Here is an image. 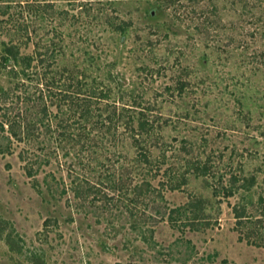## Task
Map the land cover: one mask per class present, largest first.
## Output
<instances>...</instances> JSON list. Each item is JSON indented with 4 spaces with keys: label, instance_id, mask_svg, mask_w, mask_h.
<instances>
[{
    "label": "rangeland",
    "instance_id": "obj_1",
    "mask_svg": "<svg viewBox=\"0 0 264 264\" xmlns=\"http://www.w3.org/2000/svg\"><path fill=\"white\" fill-rule=\"evenodd\" d=\"M0 122V264H264V0H0Z\"/></svg>",
    "mask_w": 264,
    "mask_h": 264
},
{
    "label": "trees",
    "instance_id": "obj_2",
    "mask_svg": "<svg viewBox=\"0 0 264 264\" xmlns=\"http://www.w3.org/2000/svg\"><path fill=\"white\" fill-rule=\"evenodd\" d=\"M164 1L171 2L172 0ZM69 73L72 79L75 80L74 93L76 95L75 99L78 101V110L80 111L79 115H81V119H89L92 116L91 111L93 107L95 105L98 107L99 105L97 103L104 102V110L106 113L104 114V118L100 120V124L104 125V132H109L112 127L113 129L117 127V125L122 121L124 111H128V108H126L124 105L118 106L113 99L111 100L110 88L104 86V89H102L96 82H87L83 77L84 73L82 71L76 70L75 75L73 70ZM40 84L44 87H48L50 85L47 84V82H44L41 78ZM3 94H5V91L2 93V95ZM122 123L124 128H128V130L132 132V145L136 148L143 149L139 141L143 136H147L151 133L153 125L146 117L143 116L142 110H139L137 114H129L126 118H124ZM5 125H7V130L11 136L17 138L19 137L14 126L15 122H0V132L5 130ZM19 125H17V127L20 128ZM139 153V155L142 156L145 161H148L146 150H141ZM245 181L247 185H251L253 183V177L250 176L246 178ZM225 195H231V190H226ZM205 203L206 200L198 196L192 197L187 203V209L190 212L189 221L191 225H195L197 221L201 220L200 217L204 215L205 211ZM232 211L235 218V229L238 231V240L241 241L245 239L247 243L257 244L250 238L254 235L253 230L247 231V233L243 234L241 229L242 226L247 222H251L252 224L260 222V218H256L254 221H252L244 206L233 205Z\"/></svg>",
    "mask_w": 264,
    "mask_h": 264
}]
</instances>
